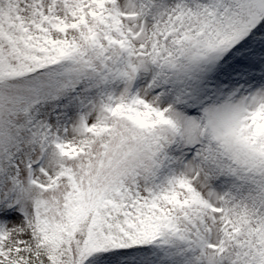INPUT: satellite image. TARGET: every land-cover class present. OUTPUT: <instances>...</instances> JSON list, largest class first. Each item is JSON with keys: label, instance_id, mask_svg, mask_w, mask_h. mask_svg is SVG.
I'll return each mask as SVG.
<instances>
[{"label": "snow or ice", "instance_id": "obj_1", "mask_svg": "<svg viewBox=\"0 0 264 264\" xmlns=\"http://www.w3.org/2000/svg\"><path fill=\"white\" fill-rule=\"evenodd\" d=\"M0 264H264V0H0Z\"/></svg>", "mask_w": 264, "mask_h": 264}]
</instances>
